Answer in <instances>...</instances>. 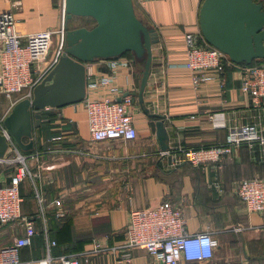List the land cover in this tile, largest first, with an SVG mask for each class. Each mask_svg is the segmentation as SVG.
<instances>
[{
  "label": "crops",
  "instance_id": "obj_1",
  "mask_svg": "<svg viewBox=\"0 0 264 264\" xmlns=\"http://www.w3.org/2000/svg\"><path fill=\"white\" fill-rule=\"evenodd\" d=\"M201 1L145 0L138 6V13L155 28L158 37L151 46L143 102L150 113L163 117L168 148L222 143L232 125L257 124L264 135V107H254L241 91V70L228 65L222 83L212 79L195 87L183 67V37L186 32H199ZM60 9L57 0H0V12L13 14L21 35L56 29ZM71 20L76 23L71 29L89 28L85 23L89 19ZM86 67L92 74H100L106 71V60ZM117 73L116 84L124 93L137 90L133 69L121 67ZM12 95L21 96L0 94L1 116L24 98V92ZM51 110L55 112L42 110L40 126L33 128V148L28 151L39 150L40 155L27 161L32 178H25L19 186L21 219L0 225V247L12 244L24 233L25 219L31 222L35 235L31 244L20 250L23 261L44 257L45 234L56 241L50 248L54 257L71 258L89 250L94 242L108 249L124 239L132 211L168 199L181 206L188 233L208 232L217 241L211 258L180 264H264V213L250 212L234 191L241 179H264V146L244 143L217 164L193 168L159 155L156 119L145 116L139 107L135 113L136 139L127 144L111 141L112 146L103 151L100 145L111 142L88 146L82 102ZM60 133L64 135L60 142L47 141ZM60 144L90 149L98 158L48 151ZM10 173V168L0 164V184L8 182ZM56 199H60V206L53 204ZM234 226L240 230L234 231ZM116 260V254L103 251L87 261L80 258V264H117ZM130 264L160 263L145 250L134 249Z\"/></svg>",
  "mask_w": 264,
  "mask_h": 264
},
{
  "label": "built area",
  "instance_id": "obj_2",
  "mask_svg": "<svg viewBox=\"0 0 264 264\" xmlns=\"http://www.w3.org/2000/svg\"><path fill=\"white\" fill-rule=\"evenodd\" d=\"M145 0H135L143 3ZM17 6V2L14 3ZM60 24L56 29H44L24 35L16 30L15 18L10 11L0 12V93L6 96L24 92V98L32 97L33 88L40 83L56 64L62 52L64 33L63 0L60 9ZM53 34L58 35L54 53L47 56ZM185 57L183 67L189 71L193 86L217 79L223 82L226 67L241 70L240 89L247 94L254 107H264V59L249 66L231 63L228 57L205 42L200 32H186L183 37ZM47 56V57H46ZM88 64V63H87ZM86 64V65H87ZM133 69L131 59L121 56L106 60V71L92 74L86 67V94L83 109L88 131V146L102 142H133L137 137L136 103L133 96L124 93L116 84L118 69ZM129 93V92H127ZM51 108L45 107L43 110ZM4 116L0 115V135L4 136L7 149L0 164L11 169L9 180L0 184V225H7L21 219L22 198L20 183L32 178L28 167L29 159L38 158L40 151H24L8 134L4 126ZM63 134L50 137L48 142H60ZM264 146V135L257 124L232 125L228 128L222 143L211 146L186 147L177 145L160 151V156H169L173 163L179 160L193 168L217 164L223 157L229 156L241 144ZM51 153L67 156H93L98 153L87 148L60 146L48 149ZM180 156V158L178 157ZM235 194L250 212L264 213V179L252 177L241 179L235 186ZM60 199L54 205L60 206ZM61 215L60 213L56 214ZM239 231V226L232 227ZM35 230L24 219V233L10 245L0 247V264H80V258L101 254L103 251L117 255V264H130L134 249L145 250L160 264H180L181 261H203L212 257L217 246L216 239L208 232L188 233L186 219L181 206L168 199L161 200L154 207L132 211L125 229L124 239L108 249L97 242L82 253L66 256H52L50 248L56 245L45 234L46 253L44 257L23 261L20 250L29 246Z\"/></svg>",
  "mask_w": 264,
  "mask_h": 264
},
{
  "label": "water",
  "instance_id": "obj_3",
  "mask_svg": "<svg viewBox=\"0 0 264 264\" xmlns=\"http://www.w3.org/2000/svg\"><path fill=\"white\" fill-rule=\"evenodd\" d=\"M65 24L72 18L92 19L91 28L66 29L56 64L4 118L9 135L24 151L33 148L32 131L45 107L61 108L81 102L86 94V64L130 53L138 88L126 93L136 98L140 111L156 119L155 136L161 151L168 149L163 117L150 113L143 102L157 32L135 11L133 0H63ZM198 28L207 44L235 65L249 66L264 59V5L254 0H202ZM25 140H27L25 142ZM7 144L0 135V158Z\"/></svg>",
  "mask_w": 264,
  "mask_h": 264
},
{
  "label": "rangeland",
  "instance_id": "obj_4",
  "mask_svg": "<svg viewBox=\"0 0 264 264\" xmlns=\"http://www.w3.org/2000/svg\"><path fill=\"white\" fill-rule=\"evenodd\" d=\"M255 2H257V3H262L263 5H264V0H254ZM57 2H58V4L60 5V7H61V4H62V0H57ZM137 4V5H136ZM135 4V11L136 12H138V6H139V3H136ZM60 20H61V17H59V23H58V25L60 24ZM87 21H90V22H85L86 24H87V26L89 27V28H91L93 25H94V22H93V20H87ZM76 25V23L74 22V20H69L66 24H65V27H66V29H71L73 26H75ZM58 27V26H57ZM57 40H58V35L57 34H53V36H52V41H51V46H50V48H49V50H48V53H47V56L49 57V56H51L53 53H54V51H55V48H56V45H57ZM46 56V57H47ZM259 61V60H258ZM137 83H138V81H137ZM1 94V93H0ZM2 96H4V97H18V96H21V95H9V96H6V95H4V94H1ZM54 109V108H53ZM55 112V110H51V109H49V110H45V112L44 113H54ZM112 143L113 142H111V143H106V144H102V145H100L101 146V150L103 151V150H106L107 148H109V146H112ZM99 146V147H100Z\"/></svg>",
  "mask_w": 264,
  "mask_h": 264
},
{
  "label": "trees",
  "instance_id": "obj_5",
  "mask_svg": "<svg viewBox=\"0 0 264 264\" xmlns=\"http://www.w3.org/2000/svg\"><path fill=\"white\" fill-rule=\"evenodd\" d=\"M133 1H134V6H135L136 2H135V0H133ZM136 5H137V4H136ZM89 20H92V19H89ZM93 22H94V21H93ZM122 56L131 59V55H130V53H125V54H123ZM257 62H259V61H255L254 63H257ZM48 117H49V119H51L52 114H49ZM41 118H42V117H41ZM26 247H27V246H26Z\"/></svg>",
  "mask_w": 264,
  "mask_h": 264
}]
</instances>
